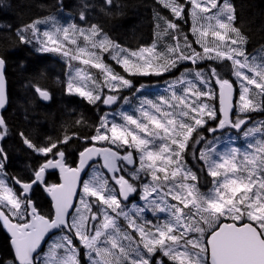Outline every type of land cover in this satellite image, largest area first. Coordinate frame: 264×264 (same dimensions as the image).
Here are the masks:
<instances>
[{"label":"snow or ice","instance_id":"1","mask_svg":"<svg viewBox=\"0 0 264 264\" xmlns=\"http://www.w3.org/2000/svg\"><path fill=\"white\" fill-rule=\"evenodd\" d=\"M156 5L153 40L135 49L88 24L87 4L80 12L86 26L62 25L50 15L15 30L20 44L65 59L66 94L90 105L130 103L121 96L124 90L139 99L132 113H117L119 121L106 112L89 126L81 117L73 130L66 127L62 136L43 143L18 132L41 158L27 165V180L9 176L0 146V227L10 234L13 249L12 258L0 264H165L164 258L168 264H264V122L248 126L250 113L264 111V48L247 51L248 37L237 26L231 0ZM104 7L122 10L117 0H104ZM179 22L190 23L194 40ZM164 37L172 42L164 43ZM184 62L196 67L166 81L168 94L155 100L143 95L147 85L133 83L134 77L169 74ZM5 63L0 57V109L8 102ZM225 63L235 80L218 70ZM31 86L38 99L51 100L47 88ZM210 121L216 126L208 127ZM89 128L91 134L84 131ZM225 128L250 139L242 148L218 150L219 138L209 140L201 132ZM8 132L0 115V140ZM73 140L82 145L75 166L66 156ZM189 155L209 177L206 191ZM50 170L59 171V183L47 182ZM37 186L50 197L47 212L31 197ZM133 194L142 203L129 206Z\"/></svg>","mask_w":264,"mask_h":264},{"label":"trees","instance_id":"2","mask_svg":"<svg viewBox=\"0 0 264 264\" xmlns=\"http://www.w3.org/2000/svg\"><path fill=\"white\" fill-rule=\"evenodd\" d=\"M236 9L237 26L248 37L247 51L256 54L264 48V0H231ZM122 10L111 12L104 7V0H0V57L7 63L6 76L8 81L9 107L4 113L8 125V135L1 140L2 147L7 153L8 160L6 171L9 176H19L24 180L29 179L30 173L27 165H36L40 157L32 153L22 143L18 132L30 133L37 143H43L45 137L57 138L62 136L64 128H71L75 120L83 117L89 126L99 123L100 117L106 112L114 115V111L122 108L126 111L131 106L123 100L111 110H107L103 104L90 105L77 95H68L64 90L66 82V61L59 54L53 52L37 51V45L20 44L15 37V30L24 24L47 16H55L62 10L70 11L77 16L89 5L86 10L87 23L100 25L104 32L117 43L135 49L139 45H148L153 40V9L157 7L156 0H117ZM60 4L63 7H60ZM10 26V28L8 27ZM207 65V63L205 62ZM117 72L123 73L122 68L113 62ZM225 78L235 80L226 74ZM133 83L136 87L141 84L147 87H161L166 77L149 76L134 77ZM157 82V83H156ZM39 84L47 88L52 95L48 102L37 98L31 85ZM149 85V86H148ZM144 90L143 95L147 96ZM121 96H128L134 103L128 90L121 92ZM150 99V96H147ZM133 110V109H132ZM260 114V113H258ZM254 113L253 118L262 116ZM235 118V114L233 115ZM264 119V118H263ZM255 120L252 119V124ZM264 122V121H262ZM215 121H210L208 127H215ZM250 124L248 126H250ZM254 123L253 125H255ZM81 130V129H75ZM91 134V128L88 130ZM202 134L209 132L202 129ZM215 137H222L220 141L227 139L226 136L242 138V133L231 128L216 131ZM212 140L213 137L208 138ZM82 145L73 140L66 149L67 162L75 166L78 161V152ZM188 164L198 175H204L199 169L202 164L194 160L191 155L187 157ZM48 183H59L57 172L48 173ZM32 199L39 207L47 212L50 210L51 201L42 187L34 188ZM0 253L3 257L12 258L13 251L10 239L0 227ZM165 264H168L166 258Z\"/></svg>","mask_w":264,"mask_h":264},{"label":"rangeland","instance_id":"3","mask_svg":"<svg viewBox=\"0 0 264 264\" xmlns=\"http://www.w3.org/2000/svg\"><path fill=\"white\" fill-rule=\"evenodd\" d=\"M232 3V1H231ZM162 13L164 15H169V13L167 12V10H164V9H161ZM57 21L59 22V24H62V25H67V24H72V23H75V24H78L80 26H86L85 23L83 21L80 20V16H77L75 15L74 13L70 12V11H66V10H62L61 12H59L58 14L55 15ZM180 23V27L183 29V32L184 33H187L188 34V39L190 41L194 40L195 38L189 33V28H190V23L186 24V23H183V22H179ZM45 26H41V29L43 30ZM163 42L164 43H171V39L168 38V37H164L163 38ZM120 44V43H119ZM122 45V44H121ZM126 47V46H125ZM193 47H195L197 49V51H200V47L199 45H193ZM105 60L106 62L112 64L113 66V62L110 57L107 56V54H105ZM78 66V65H77ZM196 66L195 65H192L190 64L189 62H184L181 66L178 67V69H174L171 73L169 74H164V76L166 77V80L163 82V85L161 87H146L144 90L148 91V94H146L147 96H150V99H153L155 100L157 97L159 96H162V95H167L168 92H167V84H166V81H170L172 79H175L177 76L180 75V73L182 71H184L185 68H195ZM200 67L202 68H206L207 65L205 64V62H201L200 63ZM115 69V68H114ZM116 70V69H115ZM219 71H221L222 75H226L229 73V66L227 63H225L221 68L218 69ZM96 70H93V72H95ZM67 72H68V69H67ZM67 79V77H66ZM235 79V77H234ZM157 83V82H156ZM149 86V85H148ZM237 88H238V85H237ZM143 90V91H144ZM135 100H131L130 99V102H131V106L129 107L128 110L124 111L122 110V108H119L118 110L114 111V115L116 116L117 118V121H119V116L117 115L118 112H121V111H124V112H129V113H132L134 111V109L137 107V104L138 103H134ZM133 109V110H132ZM110 119L113 118V115L110 113ZM260 122V120H255L252 124H250L249 127L251 126H254L253 124L256 123L255 125H258ZM226 129V128H225ZM224 129H218V131H222ZM237 131V130H235ZM228 137L227 139L223 140V141H220L219 144H218V150H224L226 148H228L229 146H234V147H243L245 145V143L247 142L248 139L250 138H244L242 136V138H238L237 136H235V138H233L232 136H226ZM219 138V137H218ZM222 137H220L219 140H221ZM92 170L89 171V173L91 172ZM87 178V177H86ZM200 179H201V191H206L207 190V187H209L210 185L208 184V180H209V177L206 176V174L204 173V175H200ZM132 202H135V201H132L130 200L128 203H129V206L131 205ZM136 203H142L141 201L139 202H136ZM149 214V215H148ZM151 213H147V217L148 219H152V215L151 217L150 216ZM123 223V221H122ZM0 259H3V260H10L11 258L9 257H3L0 253Z\"/></svg>","mask_w":264,"mask_h":264},{"label":"water","instance_id":"4","mask_svg":"<svg viewBox=\"0 0 264 264\" xmlns=\"http://www.w3.org/2000/svg\"><path fill=\"white\" fill-rule=\"evenodd\" d=\"M5 62H6V60H5ZM6 70H7V63H5V78H6V92H7V97H8V102H7V104L5 105V107L3 108V109H0V115H2L3 117H4V113H5V111L8 109V107H9V95H8V81H7V76H6ZM44 102H48V101H44ZM105 107L106 108H111V107H113V105L112 106H106L105 105ZM0 146H2V144H1V140H0ZM90 170V169H89ZM88 170V171H89ZM52 172H57L58 173V175H59V171L58 170H50L49 171V173H52ZM46 193V192H45ZM32 194H33V191H32V193H31V197H32ZM46 195H47V193H46ZM47 197L49 198V200H50V197L47 195ZM34 201V200H33ZM51 201V200H50ZM3 228V227H2ZM3 230L5 231V233L7 234V236L9 237V239H10V234L6 231V229H4L3 228ZM11 248H12V246H11ZM13 250V249H12Z\"/></svg>","mask_w":264,"mask_h":264},{"label":"flooded vegetation","instance_id":"5","mask_svg":"<svg viewBox=\"0 0 264 264\" xmlns=\"http://www.w3.org/2000/svg\"><path fill=\"white\" fill-rule=\"evenodd\" d=\"M254 113H256V114H258V113H260V114H258V115H260V116H262L261 118H258V116H256V118L254 117L253 118V116L252 115H254ZM264 111H257V112H253V113H250V120H251V122H252V119L253 120H260V121H264ZM216 134V132L214 133V134H212V133H209L208 135H205L207 138H211V137H213L214 135ZM132 201H135V202H139V200L137 199V197H136V194H134V196H133V198L131 199ZM149 215V214H148ZM161 215H163V214H161ZM149 217H151V214H150V216ZM152 218V217H151Z\"/></svg>","mask_w":264,"mask_h":264}]
</instances>
